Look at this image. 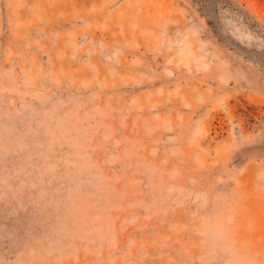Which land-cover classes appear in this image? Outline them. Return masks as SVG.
Returning <instances> with one entry per match:
<instances>
[{"label":"rangeland","instance_id":"obj_1","mask_svg":"<svg viewBox=\"0 0 264 264\" xmlns=\"http://www.w3.org/2000/svg\"><path fill=\"white\" fill-rule=\"evenodd\" d=\"M0 264H264V0H0Z\"/></svg>","mask_w":264,"mask_h":264}]
</instances>
